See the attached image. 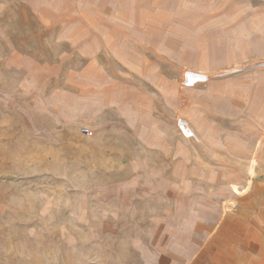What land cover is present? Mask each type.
Wrapping results in <instances>:
<instances>
[{
	"label": "rangeland",
	"instance_id": "374dc122",
	"mask_svg": "<svg viewBox=\"0 0 264 264\" xmlns=\"http://www.w3.org/2000/svg\"><path fill=\"white\" fill-rule=\"evenodd\" d=\"M263 45L264 0H0V264H264Z\"/></svg>",
	"mask_w": 264,
	"mask_h": 264
},
{
	"label": "bare ground",
	"instance_id": "6f19581e",
	"mask_svg": "<svg viewBox=\"0 0 264 264\" xmlns=\"http://www.w3.org/2000/svg\"><path fill=\"white\" fill-rule=\"evenodd\" d=\"M259 142H260V140H258L257 141V146L259 145ZM252 160H251V164H250V168H249V172H250V174L252 175L253 173H254V166H255V164H256V159H255V157H253V158H251ZM250 182H251V180H249V182H248V186L246 187V188H248L249 187V184H250ZM231 186H232V188H233V190L236 192V193H241V192H243L242 190L244 189V187L243 188H240L239 187V185L237 184V183H232L231 184ZM245 188V189H246ZM245 191V190H244Z\"/></svg>",
	"mask_w": 264,
	"mask_h": 264
},
{
	"label": "crops",
	"instance_id": "0c3cea01",
	"mask_svg": "<svg viewBox=\"0 0 264 264\" xmlns=\"http://www.w3.org/2000/svg\"><path fill=\"white\" fill-rule=\"evenodd\" d=\"M263 47H264V45H263ZM261 72H260V75H261V78H262V80H264V66H262V70H260ZM263 130H264V127H263ZM263 139H264V136H263ZM258 140H260V139H258ZM257 140V141H258ZM256 144H257V142H256ZM257 146V145H256ZM264 191V190H263Z\"/></svg>",
	"mask_w": 264,
	"mask_h": 264
},
{
	"label": "built area",
	"instance_id": "2783aa9c",
	"mask_svg": "<svg viewBox=\"0 0 264 264\" xmlns=\"http://www.w3.org/2000/svg\"><path fill=\"white\" fill-rule=\"evenodd\" d=\"M84 131H85V132H89L86 128H84Z\"/></svg>",
	"mask_w": 264,
	"mask_h": 264
}]
</instances>
